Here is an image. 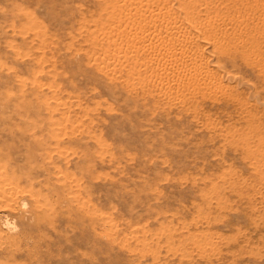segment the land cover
<instances>
[{
  "label": "rangeland",
  "instance_id": "374dc122",
  "mask_svg": "<svg viewBox=\"0 0 264 264\" xmlns=\"http://www.w3.org/2000/svg\"><path fill=\"white\" fill-rule=\"evenodd\" d=\"M0 264H264V0H0Z\"/></svg>",
  "mask_w": 264,
  "mask_h": 264
},
{
  "label": "bare ground",
  "instance_id": "6f19581e",
  "mask_svg": "<svg viewBox=\"0 0 264 264\" xmlns=\"http://www.w3.org/2000/svg\"><path fill=\"white\" fill-rule=\"evenodd\" d=\"M199 5V4H198ZM146 6V5H145ZM197 6V5H196ZM189 8V7H188ZM166 9H167V7H166ZM209 9V8H208ZM195 10V9H194ZM139 13V12H138ZM195 13V12H194ZM146 14V13H145ZM160 16V15H159ZM213 18V17H212ZM230 19V18H229ZM228 20V19H227ZM246 20V19H245ZM244 20V21H245ZM217 21V20H216ZM233 21V20H232ZM235 21V20H234ZM239 22V21H238ZM246 22H247V20H246ZM234 23V22H233ZM243 23V22H242ZM244 24V23H243ZM237 25V24H236ZM229 27V26H228ZM239 27V26H238ZM165 28V27H164ZM168 28V27H167ZM230 28V27H229ZM232 28V27H231ZM244 28L246 29V27L244 26ZM154 29V28H153ZM176 29H177V31H178V33L180 34V33H183L184 32V30H185V28H181V27H176ZM239 29V28H238ZM244 29V30H245ZM247 30H248V28H247ZM154 31V30H153ZM186 31V30H185ZM242 32V31H241ZM228 33V32H227ZM229 35V34H228ZM241 35H243L242 33H241ZM244 36V35H243ZM242 36V37H243ZM137 37H138V35H137ZM154 37V36H153ZM192 38H194V37H192ZM236 38V37H235ZM237 39V38H236ZM240 40H242V39H240ZM180 42V41H179ZM182 43V42H181ZM179 44V43H178ZM186 46V45H185ZM173 47V46H172ZM171 48V47H170ZM181 48L182 49H184L183 48V45H181ZM186 49V48H185ZM149 54V53H148ZM147 54V55H148ZM167 54V53H166ZM151 55V54H150ZM174 57V56H173ZM183 57H186L187 59H190V57L189 56H183ZM189 61V60H188ZM165 62H168L167 63V65L169 64V65H172V64H174L175 62H176V59H171V60H168V58H167V61L165 60ZM177 62H178V60H177ZM172 73V72H171ZM189 74V73H188ZM175 76V75H174ZM148 78V77H147Z\"/></svg>",
  "mask_w": 264,
  "mask_h": 264
}]
</instances>
